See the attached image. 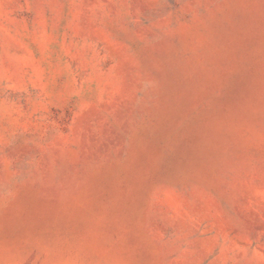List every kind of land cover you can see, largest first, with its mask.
I'll return each instance as SVG.
<instances>
[{
    "label": "rangeland",
    "instance_id": "obj_1",
    "mask_svg": "<svg viewBox=\"0 0 264 264\" xmlns=\"http://www.w3.org/2000/svg\"><path fill=\"white\" fill-rule=\"evenodd\" d=\"M0 264H264V0H0Z\"/></svg>",
    "mask_w": 264,
    "mask_h": 264
}]
</instances>
